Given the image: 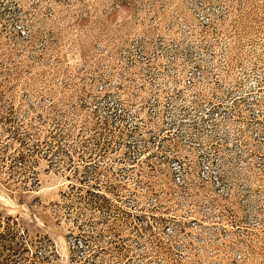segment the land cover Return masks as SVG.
<instances>
[{
  "label": "rangeland",
  "instance_id": "1",
  "mask_svg": "<svg viewBox=\"0 0 264 264\" xmlns=\"http://www.w3.org/2000/svg\"><path fill=\"white\" fill-rule=\"evenodd\" d=\"M0 264H264V0H0Z\"/></svg>",
  "mask_w": 264,
  "mask_h": 264
},
{
  "label": "trees",
  "instance_id": "2",
  "mask_svg": "<svg viewBox=\"0 0 264 264\" xmlns=\"http://www.w3.org/2000/svg\"><path fill=\"white\" fill-rule=\"evenodd\" d=\"M32 257L34 258V255H32ZM45 260V257L42 259V261H44Z\"/></svg>",
  "mask_w": 264,
  "mask_h": 264
}]
</instances>
